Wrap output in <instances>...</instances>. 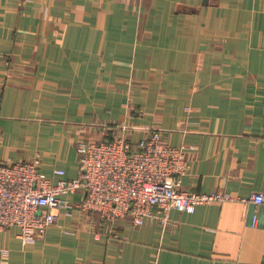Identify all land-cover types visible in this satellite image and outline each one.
<instances>
[{"label":"crops","instance_id":"1","mask_svg":"<svg viewBox=\"0 0 264 264\" xmlns=\"http://www.w3.org/2000/svg\"><path fill=\"white\" fill-rule=\"evenodd\" d=\"M159 131L185 148L188 192L109 238L80 193L40 239L0 231V264H264V0H0V161L78 175L80 141ZM5 255H1V252Z\"/></svg>","mask_w":264,"mask_h":264},{"label":"built area","instance_id":"2","mask_svg":"<svg viewBox=\"0 0 264 264\" xmlns=\"http://www.w3.org/2000/svg\"><path fill=\"white\" fill-rule=\"evenodd\" d=\"M75 151L78 175L71 180L54 170L58 179L53 181L42 173L38 158L0 161V231L15 228L22 242L40 239L55 223L56 211L68 204L62 197L76 193L81 195L78 210L97 213L111 239H116L115 225L123 219L138 228L153 218L155 209L164 225L170 209L192 213L198 206L229 198L220 192L183 190L180 180L190 170L185 148L169 146L159 131L134 143L124 137L80 141ZM243 202L256 208L253 225L258 219L264 222L263 194L253 193Z\"/></svg>","mask_w":264,"mask_h":264}]
</instances>
